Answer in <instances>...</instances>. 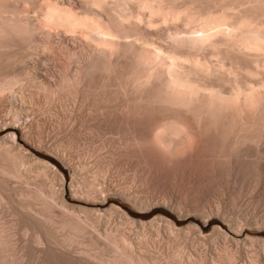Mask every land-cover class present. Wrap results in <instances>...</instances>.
Segmentation results:
<instances>
[{
	"label": "bare ground",
	"instance_id": "obj_1",
	"mask_svg": "<svg viewBox=\"0 0 264 264\" xmlns=\"http://www.w3.org/2000/svg\"><path fill=\"white\" fill-rule=\"evenodd\" d=\"M46 104L51 108L40 111ZM86 127L91 138L113 136L93 148L92 165L70 154L85 143ZM4 128L10 133L0 139V213L10 209L27 242L15 243L16 227L0 217V264H27L30 257L35 264H264V239L244 229L264 219L232 221L223 201L248 165L255 202L261 199L264 0H0ZM35 148L58 157L72 180ZM123 163L144 186L155 182L157 192L148 188L158 198L116 185L110 173ZM177 188L185 202L190 193L207 204H182ZM112 196L143 210L164 205L182 217L194 213L204 223L215 214L229 229L210 249L193 240L185 253L180 235L199 231L197 225L175 228L160 215L138 222L113 201L103 208ZM117 217L131 228L154 227L157 243L163 225L167 246L180 249L165 254L146 241L149 231L139 238L129 225V232L115 227ZM243 240L252 247L240 250Z\"/></svg>",
	"mask_w": 264,
	"mask_h": 264
},
{
	"label": "rangeland",
	"instance_id": "obj_2",
	"mask_svg": "<svg viewBox=\"0 0 264 264\" xmlns=\"http://www.w3.org/2000/svg\"><path fill=\"white\" fill-rule=\"evenodd\" d=\"M247 6H248V4H247ZM246 7V6H245ZM45 104V103H44ZM43 104V105H44ZM41 106L43 109H41L40 108V111H42V110H46V109H49V108H51L50 107V105H48V104H46L45 106H49V107H45V109H44V106ZM39 108V107H38ZM86 129V130H85ZM87 129H90V127H86V128H82V130L84 131V135L85 136H87V138L83 141V145H81V147L80 148H72L71 150H70V154H72V156L73 155H77V154H79L82 158L81 159H85V161H87V162H89V161H92V163L94 162L93 160H95V158H94V156H93V148L95 147H97V148H99L98 147V145H100L101 147L102 146H104L102 143H104V142H102L103 141V139H110V137L112 136L111 134H108L107 135V132L104 134V135H102L101 134V136H104V138L103 137H101V139H99L98 138V140H97V136L95 137V136H92L93 138H91V136L89 135V133L88 132H90V130L88 131ZM55 130H57V128H55L54 129V134L56 133V135H59L60 133H58L57 131H55ZM10 133V130L9 129H2V130H0V139L2 138V137H4V136H6V134H9ZM89 136H90V139H88L89 138ZM111 138H113V136L111 137ZM99 140H101V141H99ZM87 141V142H86ZM95 142V143H94ZM90 144V145H89ZM262 145V146H261ZM260 146V147H259ZM258 147L259 148H262L260 151L263 153L262 155H264V142H262L260 145H259ZM83 147V148H82ZM90 149H89V148ZM257 147V148H258ZM68 149H70V148H68ZM73 150V151H72ZM76 150V151H75ZM87 150H88V154L86 153L87 152ZM92 150V151H91ZM253 150H254V148H252V150L250 151V157H249V161H251V160H253L254 158H255V156L253 155L254 153H252L253 152ZM69 151V150H68ZM83 151V152H82ZM86 151V152H85ZM102 152L104 151V149H102L101 150ZM79 152V153H78ZM81 152V153H80ZM33 153L39 158V159H42V160H45V161H48L49 163H51V164H53L64 176H65V178H66V180L68 181V182H70L71 180H72V172H71V170L58 158V157H56L55 155H53L51 152H49V151H45L44 149H33ZM254 157V158H253ZM94 158V159H93ZM252 158V159H251ZM89 163H91V162H89ZM92 163L90 164V165H92ZM32 163H30V165H31ZM124 164V165H123ZM123 164H121L122 166H120V167H118L119 168V170L118 169H115V171L113 172L112 171V174L110 173V178H113V179H115L113 182H115L116 183V185H118L119 187L121 186H123V187H132V188H134V189H138L137 191H138V194H139V196H146V194H149V195H147L146 197H148V196H152V197H156V198H158L157 196H159V194L157 193H155V192H157L156 191V188H157V186H155V182H152L153 184H148L147 186L145 185L144 186V184H142V179H140L142 176H141V174L140 173H136L135 171H134V168H133V166H132V164H128V163H123ZM263 164H264V156H263ZM127 165V166H126ZM132 167H131V166ZM32 166V165H31ZM264 166V165H263ZM248 167V170H247V172H245L244 173V176H242V175H240L237 179V183H235V181H233V180H235V178L233 177L232 178V180H231V183H230V186H229V188H230V190H229V188H228V190L226 191V194L224 195V199H223V201H226V204H227V207H228V209H229V212H228V214L229 215H227V217H232L231 218V220L233 221V220H235L236 218H237V216L238 215H240V216H238V218H241V217H243V216H245V215H247V216H250V218H252V219H255V217L256 218H258V219H261V220H263L264 219V179L262 180L263 182H262V187L259 189L260 190V192H261V194H260V192H259V194H260V201H259V203H257V202H255V199H257V195H258V193H257V191L256 190H253L254 189V186H253V179H252V177H251V172H250V170L251 169H249V168H251V166L250 165H248V166H246V168ZM34 168V167H33ZM123 171V172H122ZM134 171V172H133ZM122 172V173H121ZM249 172V173H248ZM91 172H88V175H91L90 174ZM115 173V174H114ZM138 174V175H137ZM245 174H250V175H245ZM111 176H113V177H111ZM243 179H242V178ZM249 179H248V178ZM123 178V179H122ZM113 179H111V180H113ZM118 179V180H117ZM245 179H246V181H245ZM251 179H252V181H251ZM242 180H243V182H242ZM11 184H13V186H14V184L16 185V187H18L19 186V184L20 185H22V183L20 182V181H18L17 179L14 181V178H13V180H12V178H11ZM18 181V182H17ZM139 181H141V183L139 182ZM122 182V183H121ZM125 182V183H124ZM234 182V183H233ZM19 183V184H18ZM155 183V184H154ZM246 183V184H245ZM143 186H142V185ZM236 184V185H235ZM243 184V185H242ZM248 184V185H247ZM134 185H136V186H134ZM152 185V186H151ZM234 185H235V187H234ZM117 186V187H118ZM148 186L150 187L151 186V190H153V189H155V190H153V191H155V192H153V191H151L149 188H148ZM242 186V187H241ZM140 187V188H139ZM153 187H155V188H153ZM239 187V188H238ZM141 188H143V189H141ZM148 189V190H147ZM178 189V188H177ZM180 190V191H179ZM249 190V191H248ZM150 191V192H149ZM179 191V192H178ZM263 191V192H262ZM181 192H183V188H179L178 190H177V194L179 195V197H180V202H181V200H182V204H184V203H188V205H190L191 204V207H195V205L197 206V204H199V202H201V204H203V205H206L207 203H206V201H205V199H203V198H201V196H195V195H190V193H186L187 194V196L186 197H188V199L186 200L187 202H185L184 200V198H185V193L183 192V196H182V193ZM228 192V193H227ZM141 193V194H140ZM154 193L155 194V196H154V194L152 195V194ZM237 193V194H236ZM239 194V195H238ZM198 197H199V199H198ZM230 197V198H229ZM111 199H110V201L105 205V206H103V208L104 207H109L110 205H111V201H113V202H115L116 204H118V205H121L122 207H123V209H125L128 213H129V215H130V217L132 218V219H134V220H138V222L139 221H141V222H146V223H148L149 221H151L154 217H156V216H158V215H160V216H163V217H165V218H168V219H170L174 224H176L175 226V228H184V227H187V226H189V225H191V224H195V225H197L198 226V228H199V231H201V232H199V231H197L196 232V230L195 231H190V232H188V234H186V233H183L184 235H180V238H181V240L180 241H182V245L183 246H181V248H189V249H186V251L187 252H185V250L183 249V252H185V253H191V249L193 248V246L192 245H194V244H196L197 246L199 245H201V244H203V245H201L202 247H205V244H204V242L206 243V248L207 247H209V249H210V246H212L213 244V241L212 240H216L217 238H219V241H222V238H221V235H219V233L221 232L222 233V231L223 232H226V231H228V229H229V223L226 221V220H224V218H222L221 216H218V215H215L214 214V216L212 215L211 216V218L208 220V222L207 223H204L203 222V218L201 217V216H198V215H196V214H194V213H191V214H189V215H186V216H180L179 215V213L177 212V210L176 209H170L169 207H167V206H164V205H157V206H155L153 209H150V210H143V208H139V207H135V206H133V205H131V204H129V203H127V202H125L124 200H122V199H120V198H118V197H114V196H112V197H110ZM144 198V197H143ZM182 198V199H181ZM234 198V199H233ZM254 198V199H253ZM184 199V200H183ZM217 199V197H214V199H212L213 200V202H217L218 201V199ZM184 201V202H183ZM247 201V202H246ZM70 202V203H69ZM68 203L69 204H71V205H74V206H83V207H90L91 205H88V204H86V203H84V202H82V201H78V200H70V199H68ZM210 203V202H209ZM193 204V205H192ZM229 205V206H228ZM231 205V206H230ZM254 208V209H253ZM3 209V208H2ZM1 209V210H2ZM142 209V210H141ZM3 211V210H2ZM1 211V213H0V217H1V219H2V221L3 222H5V225H7L8 224V226L11 228H13V227H16V228H14L15 229V232L13 233V235L12 236H14L13 238V240H15V238L17 237L16 235H20V237H19V235H18V238L20 239V241H18V242H16L17 241V239L18 238H16V240L14 241L15 243H20L21 241H22V243H20V244H26V242L27 241H25V242H23V239L24 238H26V234L25 233H21V229H20V227L19 226H15V223L13 222L15 219H14V215H13V213H11V211H10V209H8L7 207L6 208H4V211L2 212ZM8 212H9V215H7L8 214ZM239 213V214H238ZM251 213V214H250ZM257 213V214H256ZM2 214V215H1ZM8 217H7V216ZM11 215V216H10ZM4 216V217H3ZM13 216V217H12ZM7 217V218H6ZM234 217V218H233ZM4 218V219H3ZM7 219H8V221H7ZM117 219H119L118 217L116 218V221L114 222L116 225H118V226H115V227H118L119 229H123V230H127V232H129L131 229V231L129 232V233H131V234H133V232L135 233L137 230V233H135V234H133V235H137V237H143L142 236V233H144V231H146V233L148 232V237L146 238V241L148 240L149 241V239H150V242L152 241V239H153V241L151 242V243H153L154 242V244H159V245H157L158 247H162L161 249L162 250H164L165 252V254L167 253V251L169 250L170 252H176L177 250H179L180 249V247H174V246H172V248H171V246H167V244L165 243V241L164 240H166L167 241V237H166V235H168L166 232H165V230L163 229L164 228V226L162 225L161 226V231H160V235L162 236L161 238L162 239H160L159 241H158V243H157V241H155V240H157L158 239V237H156L155 236V228L153 227H151V226H149V225H146V228H145V230L143 231V229L141 228V227H138L139 226V224L137 223V224H135V226L134 225H132V228H131V226H130V224H126L125 225V223L123 222L122 223V221H121V219H120V223H118L119 221L117 220ZM7 222V223H6ZM262 222V221H261ZM9 223H10V225H9ZM14 223V224H13ZM122 223V224H121ZM119 224H121L122 226H124V228H121L122 226L121 225H119ZM251 224V225H250ZM249 225H245L244 226V229H245V233L248 235V237L249 238H254V239H264V223H261V224H259V225H255V224H253V223H250ZM14 225V226H13ZM127 225H129V227L131 228H129ZM151 227L152 229H153V231H152V229L151 228H148V227ZM127 227V228H126ZM215 227L217 228V227H219L220 228V230H219V228L218 229H215ZM134 228V229H133ZM135 228H136V230H135ZM140 228H141V230H142V232H141V230H140ZM14 229H10V231L11 230H13L14 231ZM20 229V230H19ZM130 229V230H129ZM149 229V230H148ZM20 231V233H19V231ZM129 230V231H128ZM13 231H11V232H13ZM16 231H18L17 232V234H15L16 233ZM215 231V232H214ZM22 232H24V231H22ZM139 232H141V234L139 233ZM152 232V233H151ZM184 232V231H183ZM186 232V231H185ZM29 233V232H28ZM27 233V240L28 241H30V239L29 238H31V234H28ZM151 233V234H150ZM200 233V234H199ZM220 233V234H221ZM24 234H25V236H24ZM140 234V236H138ZM163 234V235H162ZM190 234V235H189ZM28 235H30V236H28ZM150 235V236H149ZM153 235V236H152ZM195 235V236H194ZM202 235V236H201ZM213 236V238H212V236ZM16 236V237H15ZM24 236V237H23ZM164 236V237H163ZM194 236V237H193ZM201 236V237H200ZM21 237H23V238H21ZM151 237V238H150ZM217 237V238H216ZM198 238V239H197ZM216 238V239H215ZM18 239V240H19ZM22 239V240H21ZM142 239H144V238H142ZM164 239V240H163ZM211 239V240H210ZM187 241V242H185V241ZM193 240H195V241H197V242H195V241H193ZM203 240H205V241H203ZM147 241V242H148ZM161 241H164V243L163 242H161ZM190 241V242H189ZM198 241H199V243L201 242V244H199L198 243ZM247 241V242H246ZM160 242V243H159ZM195 242V243H194ZM212 242V243H211ZM242 242V241H241ZM240 242V243H241ZM244 242H246V243H244ZM250 241L249 240H243V242H242V244H240V243H238V247H240L239 249L241 250L242 249V251H245V249L247 250V248L249 249V248H251L252 247V244L251 243H249ZM151 243H149V244H151ZM194 243V244H193ZM190 244H192V245H190ZM212 244V245H211ZM221 244V243H220ZM240 244V245H239ZM250 244H251V247H250ZM254 244V243H253ZM161 245V246H160ZM166 245V246H165ZM234 246H233V248H235L237 245H235V244H233ZM243 245H245V246H243ZM164 246V247H163ZM190 246H192V247H190ZM167 247H168V249H167ZM176 248H179V249H176ZM243 248H244V250H243ZM169 251H168V253H169ZM169 254H171V253H169ZM213 256V255H212ZM28 257H30L29 255H28ZM27 257V258H28ZM31 258V257H30ZM29 258V259H30ZM29 259H26V262H27V264L29 263ZM34 258H31V262L33 261V264H35L36 262L33 260ZM30 262V264H32ZM234 264V263H233Z\"/></svg>",
	"mask_w": 264,
	"mask_h": 264
}]
</instances>
